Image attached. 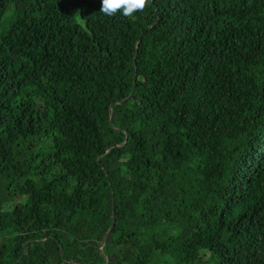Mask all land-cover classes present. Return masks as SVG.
I'll use <instances>...</instances> for the list:
<instances>
[{
	"label": "trees",
	"instance_id": "trees-1",
	"mask_svg": "<svg viewBox=\"0 0 264 264\" xmlns=\"http://www.w3.org/2000/svg\"><path fill=\"white\" fill-rule=\"evenodd\" d=\"M100 5L0 0V264H264V0Z\"/></svg>",
	"mask_w": 264,
	"mask_h": 264
},
{
	"label": "clouds",
	"instance_id": "clouds-1",
	"mask_svg": "<svg viewBox=\"0 0 264 264\" xmlns=\"http://www.w3.org/2000/svg\"><path fill=\"white\" fill-rule=\"evenodd\" d=\"M152 0H135L130 4L128 0H101L100 11L106 16H114L117 13L126 18H131L137 11H144Z\"/></svg>",
	"mask_w": 264,
	"mask_h": 264
},
{
	"label": "water",
	"instance_id": "water-1",
	"mask_svg": "<svg viewBox=\"0 0 264 264\" xmlns=\"http://www.w3.org/2000/svg\"><path fill=\"white\" fill-rule=\"evenodd\" d=\"M131 92H132V91H131ZM131 92L129 93V95H128L126 98L121 99L120 102L126 100V99L130 96ZM112 223H113V215H112V219H111L110 226H109V228L107 229V231L105 232V234H104L102 240H101L100 243H99V248L102 246L104 240L107 238V236H108V234H109V232H110V230H111V228H112Z\"/></svg>",
	"mask_w": 264,
	"mask_h": 264
}]
</instances>
